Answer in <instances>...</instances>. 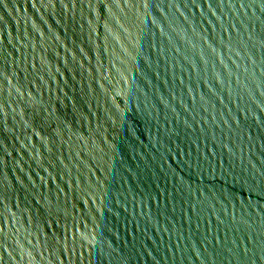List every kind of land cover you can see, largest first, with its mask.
I'll return each instance as SVG.
<instances>
[{
    "label": "water",
    "instance_id": "obj_1",
    "mask_svg": "<svg viewBox=\"0 0 264 264\" xmlns=\"http://www.w3.org/2000/svg\"><path fill=\"white\" fill-rule=\"evenodd\" d=\"M0 264H264V0H0Z\"/></svg>",
    "mask_w": 264,
    "mask_h": 264
}]
</instances>
